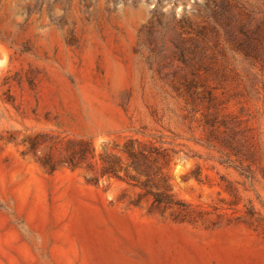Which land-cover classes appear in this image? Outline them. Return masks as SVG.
I'll list each match as a JSON object with an SVG mask.
<instances>
[{"label":"rangeland","instance_id":"374dc122","mask_svg":"<svg viewBox=\"0 0 264 264\" xmlns=\"http://www.w3.org/2000/svg\"><path fill=\"white\" fill-rule=\"evenodd\" d=\"M0 264H264V0H0Z\"/></svg>","mask_w":264,"mask_h":264},{"label":"trees","instance_id":"16d2710c","mask_svg":"<svg viewBox=\"0 0 264 264\" xmlns=\"http://www.w3.org/2000/svg\"><path fill=\"white\" fill-rule=\"evenodd\" d=\"M103 151L100 161L104 175L140 187L146 196L154 199L153 204L157 207L174 208L180 205L169 184V177L159 166L168 156L155 142L130 139L118 152L108 146H104ZM150 158L154 159L149 161Z\"/></svg>","mask_w":264,"mask_h":264}]
</instances>
